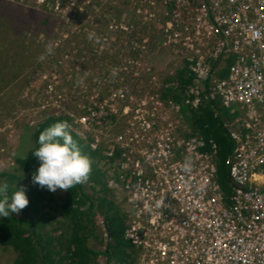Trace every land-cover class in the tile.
Here are the masks:
<instances>
[{
    "label": "built area",
    "instance_id": "1",
    "mask_svg": "<svg viewBox=\"0 0 264 264\" xmlns=\"http://www.w3.org/2000/svg\"><path fill=\"white\" fill-rule=\"evenodd\" d=\"M134 4L143 21L168 18L164 28L169 31L159 30V46L193 63L197 83L210 76L206 95L194 90L186 102L219 97L244 114L227 128L235 150L228 159L234 186L226 203L214 178L215 150L200 151L203 139L181 118L187 104L162 100L158 93L145 97L107 90L94 92L82 105L75 118L93 133L91 146L112 155L115 139L126 149L120 159L126 202L121 210L128 217L124 236L131 244V264H264V113L258 112L264 110V0ZM206 57L219 58L218 63L230 59L233 65L226 76H214L211 70L223 66L210 69ZM102 123L122 129L106 139L108 130L98 128Z\"/></svg>",
    "mask_w": 264,
    "mask_h": 264
},
{
    "label": "rangeland",
    "instance_id": "2",
    "mask_svg": "<svg viewBox=\"0 0 264 264\" xmlns=\"http://www.w3.org/2000/svg\"><path fill=\"white\" fill-rule=\"evenodd\" d=\"M46 1L0 0V172H19L15 157L29 146L28 132L48 115L75 119L96 91L159 93L160 83L166 84L182 63L180 54L159 46L162 16L143 21L135 4L124 6L121 0H65L63 6L55 0L45 7ZM49 44L52 55L46 51ZM100 128L110 136L122 129L114 124ZM63 191L51 194L59 199ZM95 225L102 241L89 243L103 250L107 237L100 214ZM14 256L10 247L0 246V264H10ZM105 260L98 256L100 264Z\"/></svg>",
    "mask_w": 264,
    "mask_h": 264
},
{
    "label": "trees",
    "instance_id": "3",
    "mask_svg": "<svg viewBox=\"0 0 264 264\" xmlns=\"http://www.w3.org/2000/svg\"><path fill=\"white\" fill-rule=\"evenodd\" d=\"M121 1L124 6L134 4L130 0ZM59 2L63 6L65 0ZM47 4H55V0H47L43 5L47 7ZM166 6L171 10L174 8L171 2L166 3ZM162 18L164 28V22L168 18ZM218 60L212 62L213 69L220 64ZM232 62L229 59L222 69L212 72V75L216 76L224 70L226 64L229 67ZM191 65L182 60L176 72L167 77V83H160L158 94L162 100L187 104L186 87L192 84L196 77ZM221 74L220 77L225 75L223 72ZM209 77L204 81L206 89ZM188 105L182 107L184 119L190 126V131L197 132L203 139L201 150H209L210 141L216 144L217 182L223 194L230 195L232 182L228 176L227 158L232 153L235 142L225 125L223 114L226 113L223 111H234L222 106L219 98L208 100L203 97L196 108ZM217 110L219 114L215 113ZM72 120L71 116L64 114H50L45 117L28 132L29 146L25 147L21 155L15 157L19 172H0V185H7L5 194L10 196L12 192L23 187L29 200L27 207L19 215L11 214L9 218L0 219V246L10 247L15 253L10 264H88L97 261L100 255L106 257L103 264H131V244L124 238L128 217L122 212L120 203L115 200L113 191L108 187L107 169L100 168L101 163L108 162L107 159L116 163L123 153L121 149L116 148L113 156L107 158L101 154L104 149L102 146L100 151L90 147V136H81L70 129L81 154L87 155L92 162L87 182L64 190L59 199L31 182V174L38 167V161L33 156L34 149L38 147V135L56 122L69 123ZM85 187L90 191H86ZM96 214L101 215L107 230L106 241L103 240L106 247L103 250L94 248L89 243L90 239L102 241L96 230Z\"/></svg>",
    "mask_w": 264,
    "mask_h": 264
},
{
    "label": "clouds",
    "instance_id": "4",
    "mask_svg": "<svg viewBox=\"0 0 264 264\" xmlns=\"http://www.w3.org/2000/svg\"><path fill=\"white\" fill-rule=\"evenodd\" d=\"M94 36V33H89L88 38L93 39ZM46 51L48 55H52L53 46L47 45ZM70 127L67 121H59L38 135V147L33 152L38 161V167L31 174L33 185L56 192L57 189L69 190L87 182L92 162L87 155L81 154L77 142L70 134ZM183 167L186 172L190 171L191 161H185ZM6 190V184L0 185V219L9 218L11 214L19 215L29 203L23 187L10 196L5 194Z\"/></svg>",
    "mask_w": 264,
    "mask_h": 264
},
{
    "label": "bare ground",
    "instance_id": "5",
    "mask_svg": "<svg viewBox=\"0 0 264 264\" xmlns=\"http://www.w3.org/2000/svg\"><path fill=\"white\" fill-rule=\"evenodd\" d=\"M44 1V0H43ZM168 3H170V2H168ZM57 7H58V5H57ZM183 20L185 21L186 20V18L184 17L183 18ZM164 27H165V25H164ZM164 30L165 31H169V30H167L166 28H164ZM180 58L182 59L183 58V55H181L180 54ZM185 58V57H184ZM216 59H219V58H216ZM216 59H214V58H212V57H206L205 58V61L206 62H208V64L210 65V69H211V67H212V62L214 61V60H216ZM231 65H233V63L231 64ZM192 66H193V63H192V65H191V70L194 72V70L192 69ZM245 68H250V66L249 65H247V66H244ZM212 70H211V74H212ZM195 73V72H194ZM196 75V74H195ZM197 77V76H196ZM209 77V76H208ZM207 80V79H206ZM205 81V80H204ZM204 81H202V82H200V83H197L196 82V80L194 79L193 80V82H192V84H189L187 87H186V100L187 99H189V100H191L192 99V95H194L195 93H194V90L196 91V92H198V95H203V94H205L206 95V88H205V86H204ZM191 88V90L189 91V89ZM142 96H145V97H149L148 96V94H144V95H142ZM203 98V97H202ZM216 98H219V97H215V98H213V97H207V99L208 100H215ZM185 100V101H186ZM219 100H220V102H221V99L219 98ZM187 104H189V105H196V106H198L199 104H198V102H197V104H193V100H192V103L191 102H186ZM221 105L222 106H224L223 104H222V102H221ZM226 107V106H225ZM227 108H230L232 111H234V112H236V113H240V114H244V111L243 110H240L239 109V107H227ZM258 112L259 113H264V110H262V109H258ZM69 125L71 126L70 127V129L73 131V132H75V133H77V134H79V135H81V136H90L91 137V141H90V147L93 149V150H95V151H97V150H99L100 151V147L99 148H93L92 146H91V142H92V139H93V133H91V132H89V131H86V130H84L83 129V127L81 126V123L79 122V120L77 119V118H73V120L71 121V122H69ZM103 125V123L100 125V127ZM99 126H98V128H100ZM226 127L227 128H229V126L226 124ZM113 136V135H112ZM109 137H111L110 135H109ZM106 139H108V135H106ZM122 144L120 143V142H117V141H115V139H114V146H115V148H119V149H121L123 152L126 150V149H124L123 148V146H121ZM201 147H202V144H201V146H200V151H212V150H215V152H214V154H213V159H214V165H215V167H216V158H215V154H216V144L215 143H210V149L209 150H201ZM103 148V147H102ZM234 150H235V147H233V151H232V153L229 155V157L227 158V162H228V159H230L232 156H233V153H234ZM106 150H105V148L103 149V150H101V154H103L104 156H106L107 158H110L111 156H113V154L112 155H107L106 153ZM121 158H123V154L121 155V157L119 158V160L116 162V163H112V162H109V159H107V161L109 162H107V163H104V164H100V168L101 169H107V175H108V187L113 191V193H118V195H120V197H118V195H114V197H115V199H123V201L124 202H122V205H121V207H122V209H125L126 208V202H125V195H124V188H123V186H122V180L124 179V177H125V171L121 168V166H120V162H121ZM228 164H229V162H228ZM216 176H217V168H216ZM228 176H229V165H228ZM215 178V181L217 182V177H214ZM229 178H230V176H229ZM231 179V178H230ZM264 179V175H263V177H261V182H262V180ZM231 182H232V180H231ZM218 183V182H217ZM254 185H260V184H258L256 181L254 182ZM220 186V185H219ZM233 186H234V184H233V182H232V184H231V193H232V189H233ZM243 187H247V185H243ZM220 189H221V187H220ZM221 192H222V189H221ZM231 193H230V195H231ZM230 195H227V196H225L224 194H223V192H222V196H223V198H224V201L226 202V203H230V199H229V197H230ZM126 214V213H125ZM103 228V230H102V233H103V236H104V238L106 237V228L105 227H102ZM125 234V233H124ZM124 238H125V236H124ZM127 241H129L127 238H125ZM105 241H106V238H105ZM97 262H98V260H97ZM99 263V262H98ZM97 263V264H98Z\"/></svg>",
    "mask_w": 264,
    "mask_h": 264
},
{
    "label": "crops",
    "instance_id": "6",
    "mask_svg": "<svg viewBox=\"0 0 264 264\" xmlns=\"http://www.w3.org/2000/svg\"><path fill=\"white\" fill-rule=\"evenodd\" d=\"M228 60L229 59H226L225 61H223L222 63H228ZM228 66H227V64L224 66V70L226 71V73H225V75H223V77L224 76H226V74H227V72H228ZM221 111H223V110H221ZM224 113H226V114H223V116H224V121L226 122L225 123V125L227 124L229 127H231V125L233 124V119L235 118V117H237V116H239L238 115V113H234V112H228V111H223ZM227 116V117H226Z\"/></svg>",
    "mask_w": 264,
    "mask_h": 264
}]
</instances>
